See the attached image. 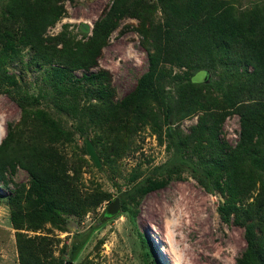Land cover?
I'll return each instance as SVG.
<instances>
[{
  "label": "rangeland",
  "instance_id": "rangeland-1",
  "mask_svg": "<svg viewBox=\"0 0 264 264\" xmlns=\"http://www.w3.org/2000/svg\"><path fill=\"white\" fill-rule=\"evenodd\" d=\"M231 1L234 8L231 15L238 16L256 9L264 0ZM152 2L157 3V0H149L145 7L141 6L137 16L125 15L118 21L95 65L89 70H72L70 74L80 77L84 72H107L105 83L116 101L132 90L138 77L147 69V48L152 49L153 37L145 38L140 29H150L163 18L158 7L152 16L149 15L147 7L151 3L149 7L153 8ZM57 3L63 5L64 11L44 33L46 41L53 44L59 43V35L63 32L75 41L85 40L91 35L94 21L108 8L111 0H58ZM206 52L207 61L211 63L209 68L197 70L165 63L170 69L165 84L174 109L167 123L158 110L156 120L149 118L135 130L120 131L111 136L102 131L101 142L93 143L95 131L88 127L86 120L79 121L59 111L52 102L51 66L37 61L28 47L22 48L20 54L6 64V73L12 76L13 82L0 90V141L6 133L7 123L20 119L21 108L16 98L33 94L39 98V103L31 109H45L60 119L69 136V140L60 144V153L67 174L79 191L108 195L101 204L83 214H68L62 229L44 222L37 228L22 229V232L28 236L52 237L54 255H61L66 264H238L237 259L244 254L246 246L245 223L253 221L259 236L258 225L264 217L263 173L249 156V147L226 162H231L232 166L225 168L229 172L225 174L222 191L215 189L209 193L188 172H183L174 174L163 187L143 195L137 204L126 200V192L133 184L164 176L163 167L173 152L166 127L180 130L184 135L191 133L197 139L202 136L199 134L202 130L196 131L194 125L204 109L217 113V118L222 117L216 138L222 142L225 151L235 150L240 130L236 109L243 101H251L250 95L258 94L250 93L246 87L243 66L236 67L226 53L215 48H208ZM187 78L195 83L194 90L200 95L199 104L193 110L188 102L180 101L184 94L182 85L186 84ZM80 103H84V99ZM87 139L98 154V167L86 153ZM199 147L207 156L214 149L211 142ZM199 154V151L193 152L192 157L200 161ZM27 180L26 171L20 167L6 171L0 179V264H19L16 229L10 221L7 196ZM229 197L236 198L240 210L239 215L233 213L230 221L224 222L217 208ZM116 198L119 210L109 212L107 209ZM124 202L126 208L122 209ZM80 241H83L82 246L74 258L69 259L71 244Z\"/></svg>",
  "mask_w": 264,
  "mask_h": 264
},
{
  "label": "trees",
  "instance_id": "trees-1",
  "mask_svg": "<svg viewBox=\"0 0 264 264\" xmlns=\"http://www.w3.org/2000/svg\"><path fill=\"white\" fill-rule=\"evenodd\" d=\"M57 1H2L0 90L13 82L12 76L6 73V64L15 59L22 48L28 47L37 61L51 66V100L57 109L79 121L85 119L88 127L95 131L93 143H99L102 131L111 136L120 131L135 130L149 118L156 120L158 110L167 123L174 109L165 84L170 74L165 63L197 70L209 68L211 63L207 61L206 49L215 48L226 53L236 67L243 66L246 87L250 93L258 94L250 95L251 101H243L236 109L240 130L235 150L225 151L222 142L216 138L222 117L217 118V113L204 109L194 125L196 131L202 130L199 133L202 136L197 139L191 133L184 135L180 130L166 127L173 152L163 167L164 176L133 184L126 192V200L137 204L143 195L163 187L174 174L183 172H188L209 193L215 189L222 191L225 174L229 172L225 168L232 166L231 162H226L235 159L237 152L242 153L247 147L249 156L262 170L264 186V1L256 9L238 16H232L231 0H157V3L152 2L151 9L150 3L147 7L149 15L152 16L158 7L163 18L150 29H140L145 38L153 37L152 51L147 48V69L138 77L133 89L118 101L113 100L108 83H105L107 72H84L80 77H74L70 72L89 70L95 65L118 21L125 15L137 16L138 9L145 7L149 0H111L108 8L94 21L91 35L85 40L75 41L63 32L59 35V43L53 44L46 41L44 33L64 11ZM257 11L260 13H255ZM192 59L195 62L190 64ZM187 80L182 85L184 94L180 101L188 102L193 110L199 104L200 95L194 90L195 83ZM82 99L84 103H80ZM257 99L261 101L255 102ZM16 103L21 108L20 119L7 123L6 133L0 141V179L6 171L17 167L28 175L27 182L20 183L7 196L10 221L16 229L18 262L66 264L61 255H54L52 237L28 236L22 229L37 228L44 222L62 229L68 214H83L101 204L108 195L102 192L82 194L67 174L59 146L69 140V136L60 119L45 109H31L39 103V98L33 94L18 96ZM207 142L214 147L208 156L199 147ZM196 149H199L200 161L192 157L193 152H198ZM237 202L235 197H229L217 208L222 221L229 222L233 213L239 215ZM125 208L124 202L122 209ZM235 220L239 222L237 216ZM260 222L259 236L253 221L245 223L246 246L244 254L237 259L238 264H264V217ZM82 242L71 244L69 259L74 258Z\"/></svg>",
  "mask_w": 264,
  "mask_h": 264
},
{
  "label": "water",
  "instance_id": "water-1",
  "mask_svg": "<svg viewBox=\"0 0 264 264\" xmlns=\"http://www.w3.org/2000/svg\"><path fill=\"white\" fill-rule=\"evenodd\" d=\"M85 150H86V153L88 154V156L92 159V161L96 165V167H98L100 165L98 154L96 153L94 146L92 145V143L88 139L85 141ZM107 210L109 212L119 210V201L117 198L111 202V204L109 205Z\"/></svg>",
  "mask_w": 264,
  "mask_h": 264
},
{
  "label": "snow or ice",
  "instance_id": "snow-or-ice-1",
  "mask_svg": "<svg viewBox=\"0 0 264 264\" xmlns=\"http://www.w3.org/2000/svg\"><path fill=\"white\" fill-rule=\"evenodd\" d=\"M0 132H2V128H0Z\"/></svg>",
  "mask_w": 264,
  "mask_h": 264
}]
</instances>
